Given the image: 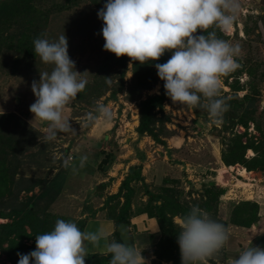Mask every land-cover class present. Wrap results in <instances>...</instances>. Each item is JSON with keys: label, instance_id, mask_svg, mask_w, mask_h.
Masks as SVG:
<instances>
[{"label": "rangeland", "instance_id": "obj_1", "mask_svg": "<svg viewBox=\"0 0 264 264\" xmlns=\"http://www.w3.org/2000/svg\"><path fill=\"white\" fill-rule=\"evenodd\" d=\"M3 1L6 0H0V3ZM106 2L28 0V10L45 12L47 15L38 35L45 34L49 41L66 35L69 56L75 62V69L80 72L81 78L88 81L84 91L78 93L65 109L72 131L58 134L57 139L48 144L43 142L47 124L34 120L30 105L36 100L32 91L33 81H39L40 71L51 72L53 65L44 64L32 50L24 53L15 44L19 41L15 34L17 15L9 20L7 31L2 29L8 23L5 22L6 16L0 18V33L3 34L0 36H7L9 32L16 36L9 41L13 42L12 46L0 48V113L15 115L0 129V140L6 143L11 137L12 145L18 149L14 150L17 161L14 156L11 157L19 165L14 177L17 180L24 179L21 184L14 182L19 190L17 195L14 189L2 191L0 210L8 212L15 197L18 201H27L34 194H40L44 185L59 179L60 174H63L55 198L48 202L39 200L32 210V214L42 220L41 231L46 233L53 230L59 219L75 222L80 229L89 219L84 231H96L103 226L110 232L114 222L107 216L118 212L123 199L109 196L117 192L130 167L141 164V179L131 183L134 189L133 211L148 202L147 191L163 193V198L158 200L168 201L164 198L167 196L163 188L172 187L178 191L181 202L198 205L218 222L226 221L228 225L236 226L232 223L255 210L260 220L261 212L264 216V170L261 167L251 171L247 169L250 174L244 176L228 167L230 165L222 157L227 152L225 145H232L238 139L242 143L261 139L258 144L264 146V0H241V12L232 30L226 34L220 31L225 35L222 39L240 46V54L236 57L240 66L222 78L221 95L226 99L239 98V103H235L234 99L228 101V107L237 105L239 113H254L255 119L249 120L247 125L238 122L231 128L233 119H225L224 113L217 123L209 114L208 117L198 116L193 107L173 103L167 97L162 110L158 111L167 116L164 125L166 131L162 133L164 144L155 143L150 136H141L135 131L140 113L138 97L159 93V81L151 88H139L134 76V62L127 56L124 84L112 94L113 89L121 86L122 78L114 54L103 48L104 22L97 13ZM196 34L206 33L198 30ZM105 79H110L111 84L103 83ZM98 101L110 107L113 117L111 120L101 119L87 124L86 115L94 111ZM18 117L26 120L30 128H18ZM107 154H110L109 163L100 166L99 161ZM82 155H86L88 160L84 167L79 168ZM253 155L251 148L245 150L244 157L251 158ZM68 156H72L77 163L78 171L75 173L71 168L62 166L63 159ZM210 183L221 187L223 191L216 207L201 203L204 197L199 190ZM97 186H102V189L97 191ZM25 187H31L32 190H20ZM154 201H150L152 205ZM180 220L179 215L174 216L176 223L179 224ZM10 222L11 217H0V224ZM254 225L256 223H252L250 228ZM24 228L30 240L23 238V243L31 248L36 244V236L27 225ZM104 243L101 240L99 247H93L85 241L86 253L104 252ZM2 246L7 247V243ZM179 251L176 250V253L181 259ZM18 260L11 261L0 249V264H18ZM160 263L172 264L166 260Z\"/></svg>", "mask_w": 264, "mask_h": 264}, {"label": "clouds", "instance_id": "obj_2", "mask_svg": "<svg viewBox=\"0 0 264 264\" xmlns=\"http://www.w3.org/2000/svg\"><path fill=\"white\" fill-rule=\"evenodd\" d=\"M240 12L241 0H107L97 15L104 22L103 48L118 58L127 55L133 62L145 64L171 51L165 63L155 64L159 78L165 82V95L173 103L206 110L219 123L218 118L228 110L221 95L222 78L240 66L236 60L240 46L220 38L216 29L228 33ZM198 30L206 34L197 35ZM33 44L36 56L44 64L53 65L51 72L40 71L39 81H33L36 100L30 105L34 120L47 124L43 142L48 144L58 134L72 131L65 109L88 81L75 69L66 35L49 41L41 34ZM106 83L110 85L111 80L106 79ZM112 117L110 107L98 101L94 111L86 115V123ZM87 160L86 155L80 156L79 168ZM62 166L78 171L72 156L64 158ZM179 227L181 264H208L230 237L228 227L198 205L191 206ZM109 237L103 226L96 231H81L75 222L59 219L53 230L36 235L35 250L17 253L18 264H86L85 241L99 247L101 240L105 241L103 254H111L109 264H147L143 252L135 246ZM230 264H264V247L245 246Z\"/></svg>", "mask_w": 264, "mask_h": 264}, {"label": "trees", "instance_id": "obj_3", "mask_svg": "<svg viewBox=\"0 0 264 264\" xmlns=\"http://www.w3.org/2000/svg\"><path fill=\"white\" fill-rule=\"evenodd\" d=\"M0 4V18L6 16L5 22H8V25L5 23L4 28H2L3 31H5L6 27L9 26V20L17 15L16 26L17 24L18 26L16 28L17 32L15 34H17L19 41L17 40V43L15 44L18 45L20 49L24 51V53H28L31 50L34 51L33 41L34 39L41 37V35L38 34L42 31L41 27L44 24L43 20L47 18L46 13L41 11L39 13H34L31 11V9L28 10V0H6ZM33 32H35V34H33ZM216 32L219 34L220 38L225 37V35L219 30L216 29ZM15 34H13V32H9L7 36H0V48L1 46H12L13 42L11 43L9 41H12L13 37H16L14 36ZM0 35L3 34L0 33ZM170 54L171 51H166L159 60L149 61L145 64H141L139 61H134V76L137 81L136 85H139V88H151L154 86L156 81H159L161 84L159 93L138 97L137 106L138 111L140 112L139 124L135 128V131L138 135H148L155 143L158 144L165 143L162 139V133L166 131L164 125H166L165 123L167 119L166 114L158 113V111L162 110L163 101L168 96L165 95V82L159 78L155 64L165 63L170 58ZM113 57H115L117 65L120 66V76L122 78L121 86L112 90V94H115L117 90H120L122 84H124L123 74L127 66V55L118 58L114 54ZM105 82L106 79L103 83ZM246 97L247 94L244 98ZM231 99H234L235 103H239V98L237 97H231L229 99L225 98L226 102L230 101ZM193 109L198 116L208 117V113L201 111L198 109V107H193ZM238 109L239 108H237V105L232 104L223 114L225 119H233L231 128L238 122L247 125L249 120L255 119L254 113H239ZM13 117H15V115L12 113H0V129L6 121L11 120ZM16 124V126L20 129L28 127V122L20 117L17 118ZM256 127V129L259 131L260 129L258 126ZM1 138L2 137L0 136V139ZM10 139L11 137L9 136L6 143H3V141L0 140V194L2 191H11V189H14L17 195L19 190L14 185V182L21 184L24 182V179L18 178L17 180L14 177L17 174V169L19 167V165L15 162L17 161V157L14 150L18 151V149H15ZM256 141L251 139L250 141L242 143L238 139V141L235 140L232 145L226 144L225 146L227 147V152L224 153L222 159L227 165L231 166L240 163L244 165L249 171L255 170L258 167H261L264 170V146L258 144L261 142V139L258 140V142ZM248 148H251L254 151V155L251 158L244 157L245 150ZM13 156L15 161H12L11 159ZM109 161L110 154H107V156H104V158L99 161V165L103 166V164H108ZM141 176V164H136L130 167L127 175L121 180L117 192L109 196L113 199H123L121 204L117 200V203L120 204L119 210L116 214H111L107 217L114 219L117 226L120 222H127L128 227L131 226L132 217L136 216L137 214L146 213L150 217L156 218L159 225L158 229L160 236L156 242L155 248L153 249L154 257L151 259L149 264H161L160 262L163 260L170 261L172 264H181V259L176 253V250L180 249L177 243V237L181 229L179 224L174 221V216L179 215L182 219V217L190 211L191 205L179 200L177 195L178 191L172 187H165L163 188V191L164 195L167 197L164 198H167L168 201L158 200L161 197L163 198V193L154 194L153 192L151 193L147 191L148 202L133 211L131 205L134 196V189L131 186V183L136 182V180H140ZM62 181L63 174H60L59 179H53L49 184L44 185L40 191V194H34V196L27 198V201H18L17 197H15L8 212L0 210V217L12 218V222L0 224V249L11 261L14 259H19L17 253L26 254L32 250L31 248H36V244H33V246L30 248L26 247V245L23 243V238L30 240V237L26 234L24 227L27 225L34 236L43 234L41 231L42 220H39V218L34 216L32 214V210L39 200H45L47 202L53 200L55 195L58 193V189ZM20 190H27V192H29L32 189L31 187H25L20 188ZM199 192L204 197L201 203H210L215 207L217 206L220 196L223 194L222 188L214 185V183H210L208 187L200 188ZM150 201H154V204L152 205V202ZM256 214V210L249 211L248 214L239 217L237 221H235L236 223L232 224L236 226L240 225L244 227H250L252 223H257L259 220ZM222 223L226 226L228 225L226 221ZM85 226L86 223L82 228H80V230L83 231ZM112 235L113 240L121 242L116 229ZM129 238L130 241L127 244L133 245L132 237L129 236ZM3 243H7V247H3ZM110 259L111 254L105 255L100 253H87L85 257L86 264H109Z\"/></svg>", "mask_w": 264, "mask_h": 264}, {"label": "crops", "instance_id": "obj_4", "mask_svg": "<svg viewBox=\"0 0 264 264\" xmlns=\"http://www.w3.org/2000/svg\"><path fill=\"white\" fill-rule=\"evenodd\" d=\"M260 217L259 222L252 228L227 225L230 230L229 240L220 252L216 253L214 257L208 260V264H230L231 260L238 257L239 251L245 246L264 247V216L262 212ZM107 219L114 222V226L109 232V239L113 240L112 234L116 229L117 224L114 219L108 217ZM88 222L89 219L86 222V226ZM158 227L159 225L156 218L150 217L146 213L137 214L132 217L131 226L128 227V234L133 239V246L143 252L142 254L145 257L147 264H149L151 259L154 257L153 249L155 248L156 242L160 236ZM87 253L103 254V252L95 251Z\"/></svg>", "mask_w": 264, "mask_h": 264}, {"label": "water", "instance_id": "obj_5", "mask_svg": "<svg viewBox=\"0 0 264 264\" xmlns=\"http://www.w3.org/2000/svg\"><path fill=\"white\" fill-rule=\"evenodd\" d=\"M102 189V186H97L96 190L99 191ZM116 230L118 232V237L121 240L122 243H129L130 238L128 234V225L127 222H120L118 226L116 227Z\"/></svg>", "mask_w": 264, "mask_h": 264}, {"label": "bare ground", "instance_id": "obj_6", "mask_svg": "<svg viewBox=\"0 0 264 264\" xmlns=\"http://www.w3.org/2000/svg\"><path fill=\"white\" fill-rule=\"evenodd\" d=\"M231 30H232V28H231ZM250 152H252V151L250 150ZM228 167H230L231 169H236L239 174L244 175V176H248L250 174V172L247 170V168L242 166V165H240V164H237V165H234V166L230 165ZM222 177L223 176H221V178ZM224 183H226V182L224 181Z\"/></svg>", "mask_w": 264, "mask_h": 264}, {"label": "built area", "instance_id": "obj_7", "mask_svg": "<svg viewBox=\"0 0 264 264\" xmlns=\"http://www.w3.org/2000/svg\"><path fill=\"white\" fill-rule=\"evenodd\" d=\"M256 201V200H255Z\"/></svg>", "mask_w": 264, "mask_h": 264}]
</instances>
